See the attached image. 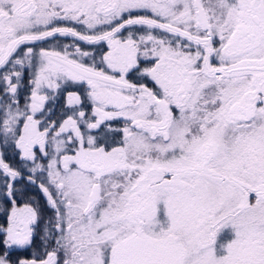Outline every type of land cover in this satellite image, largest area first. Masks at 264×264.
Wrapping results in <instances>:
<instances>
[{
    "label": "snow or ice",
    "instance_id": "1",
    "mask_svg": "<svg viewBox=\"0 0 264 264\" xmlns=\"http://www.w3.org/2000/svg\"><path fill=\"white\" fill-rule=\"evenodd\" d=\"M0 264H264V0H0Z\"/></svg>",
    "mask_w": 264,
    "mask_h": 264
},
{
    "label": "trees",
    "instance_id": "2",
    "mask_svg": "<svg viewBox=\"0 0 264 264\" xmlns=\"http://www.w3.org/2000/svg\"><path fill=\"white\" fill-rule=\"evenodd\" d=\"M12 162L15 163V161H12ZM35 195L39 198V193H35ZM41 203H43L42 199H41ZM36 244H39V240L36 241ZM32 250L33 249H28L27 251H22V252H20L18 254L27 256V255H29L31 253Z\"/></svg>",
    "mask_w": 264,
    "mask_h": 264
},
{
    "label": "rangeland",
    "instance_id": "3",
    "mask_svg": "<svg viewBox=\"0 0 264 264\" xmlns=\"http://www.w3.org/2000/svg\"><path fill=\"white\" fill-rule=\"evenodd\" d=\"M63 39V38H62ZM65 42H68L67 40H65Z\"/></svg>",
    "mask_w": 264,
    "mask_h": 264
}]
</instances>
